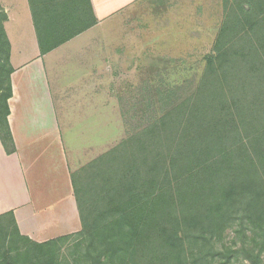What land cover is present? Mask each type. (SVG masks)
I'll return each mask as SVG.
<instances>
[{
	"label": "trees",
	"instance_id": "obj_1",
	"mask_svg": "<svg viewBox=\"0 0 264 264\" xmlns=\"http://www.w3.org/2000/svg\"><path fill=\"white\" fill-rule=\"evenodd\" d=\"M29 5L41 54L95 23L90 0ZM221 9L201 60L159 64L118 97L124 137L71 174L79 232L37 243L0 215V264H264V0ZM7 19L0 5V139L12 154Z\"/></svg>",
	"mask_w": 264,
	"mask_h": 264
},
{
	"label": "crops",
	"instance_id": "obj_2",
	"mask_svg": "<svg viewBox=\"0 0 264 264\" xmlns=\"http://www.w3.org/2000/svg\"><path fill=\"white\" fill-rule=\"evenodd\" d=\"M140 1L90 0L95 23L91 18L89 28L41 54L29 0H0L8 17V123L16 148L7 153L0 139V215L12 212L21 234L34 242L81 229L71 174L99 156L111 114L120 122L112 94L124 79L119 67L127 49L141 48L127 41L126 22L105 23Z\"/></svg>",
	"mask_w": 264,
	"mask_h": 264
},
{
	"label": "rangeland",
	"instance_id": "obj_3",
	"mask_svg": "<svg viewBox=\"0 0 264 264\" xmlns=\"http://www.w3.org/2000/svg\"><path fill=\"white\" fill-rule=\"evenodd\" d=\"M133 6L105 23L117 27L126 22L131 29L126 34L127 41L135 42L134 46L141 45L140 49L126 50V63L119 67L124 79H120L118 93H112L117 101L121 95L130 97L136 93L142 80L154 77L153 68L159 64H169L175 59L185 62L201 60L210 51L222 17L221 0H141ZM165 27L166 33L163 32ZM113 103L114 99L110 105ZM118 114L121 120L117 125L111 114V125L104 129L103 138L96 146L103 145V149L95 156L106 152L124 137L119 101Z\"/></svg>",
	"mask_w": 264,
	"mask_h": 264
}]
</instances>
